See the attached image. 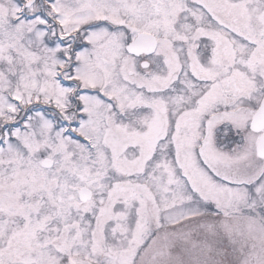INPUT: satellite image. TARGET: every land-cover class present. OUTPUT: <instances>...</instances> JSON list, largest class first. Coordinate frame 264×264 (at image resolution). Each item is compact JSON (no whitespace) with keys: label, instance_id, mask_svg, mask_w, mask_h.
I'll use <instances>...</instances> for the list:
<instances>
[{"label":"snow or ice","instance_id":"6c2138e0","mask_svg":"<svg viewBox=\"0 0 264 264\" xmlns=\"http://www.w3.org/2000/svg\"><path fill=\"white\" fill-rule=\"evenodd\" d=\"M0 264H264V0H0Z\"/></svg>","mask_w":264,"mask_h":264}]
</instances>
